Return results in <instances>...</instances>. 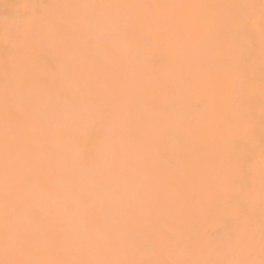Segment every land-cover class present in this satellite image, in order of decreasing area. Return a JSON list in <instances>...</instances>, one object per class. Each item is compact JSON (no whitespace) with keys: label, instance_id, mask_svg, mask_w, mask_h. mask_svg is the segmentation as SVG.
Wrapping results in <instances>:
<instances>
[{"label":"bare ground","instance_id":"1","mask_svg":"<svg viewBox=\"0 0 264 264\" xmlns=\"http://www.w3.org/2000/svg\"><path fill=\"white\" fill-rule=\"evenodd\" d=\"M0 264H264V0H0Z\"/></svg>","mask_w":264,"mask_h":264}]
</instances>
